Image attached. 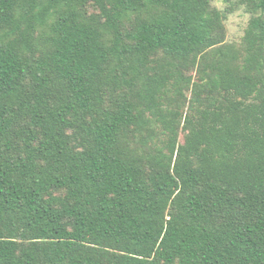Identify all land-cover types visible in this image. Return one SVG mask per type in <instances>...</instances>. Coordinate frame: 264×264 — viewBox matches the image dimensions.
<instances>
[{
  "label": "trees",
  "instance_id": "trees-1",
  "mask_svg": "<svg viewBox=\"0 0 264 264\" xmlns=\"http://www.w3.org/2000/svg\"><path fill=\"white\" fill-rule=\"evenodd\" d=\"M225 1L0 0V264H264V0Z\"/></svg>",
  "mask_w": 264,
  "mask_h": 264
},
{
  "label": "rangeland",
  "instance_id": "rangeland-1",
  "mask_svg": "<svg viewBox=\"0 0 264 264\" xmlns=\"http://www.w3.org/2000/svg\"><path fill=\"white\" fill-rule=\"evenodd\" d=\"M225 0H212V5L220 11H225L227 5ZM250 16L243 10L237 11L230 15L227 14L225 25L227 30V39L229 42L240 43L244 36V31L248 25ZM181 142L183 141V135L180 137Z\"/></svg>",
  "mask_w": 264,
  "mask_h": 264
}]
</instances>
